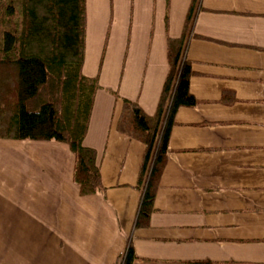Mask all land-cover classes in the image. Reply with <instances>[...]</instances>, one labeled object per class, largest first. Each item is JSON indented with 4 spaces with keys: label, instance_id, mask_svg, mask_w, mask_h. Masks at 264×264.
Listing matches in <instances>:
<instances>
[{
    "label": "crops",
    "instance_id": "0c3cea01",
    "mask_svg": "<svg viewBox=\"0 0 264 264\" xmlns=\"http://www.w3.org/2000/svg\"><path fill=\"white\" fill-rule=\"evenodd\" d=\"M191 0H86L82 72L98 75L83 144L103 190L80 195L64 142L0 139V264H264V0H200L181 106L146 223L145 145L115 128L122 98L153 114ZM118 93V96L115 95ZM145 222V221H144Z\"/></svg>",
    "mask_w": 264,
    "mask_h": 264
},
{
    "label": "trees",
    "instance_id": "16d2710c",
    "mask_svg": "<svg viewBox=\"0 0 264 264\" xmlns=\"http://www.w3.org/2000/svg\"><path fill=\"white\" fill-rule=\"evenodd\" d=\"M199 8L200 0H191L181 35L166 37L168 70L154 113L122 98L115 121L120 133L145 145L137 225L146 223L152 211L171 151L175 113L197 103L189 91L193 70L185 49L191 37H199L191 34ZM86 25V0H0V139L66 143L75 156L73 181L82 196L103 190L96 151L83 144L99 89L98 75L82 72ZM134 259L129 244L120 264Z\"/></svg>",
    "mask_w": 264,
    "mask_h": 264
},
{
    "label": "rangeland",
    "instance_id": "374dc122",
    "mask_svg": "<svg viewBox=\"0 0 264 264\" xmlns=\"http://www.w3.org/2000/svg\"><path fill=\"white\" fill-rule=\"evenodd\" d=\"M97 76V75H96ZM93 77H95V76H93Z\"/></svg>",
    "mask_w": 264,
    "mask_h": 264
}]
</instances>
